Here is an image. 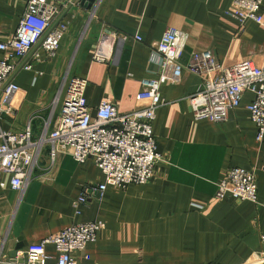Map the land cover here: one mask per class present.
<instances>
[{"label":"crops","instance_id":"crops-1","mask_svg":"<svg viewBox=\"0 0 264 264\" xmlns=\"http://www.w3.org/2000/svg\"><path fill=\"white\" fill-rule=\"evenodd\" d=\"M28 0H0V41L11 39ZM66 5L60 20L68 26L56 56L41 49L32 69L17 74L20 92L14 112L0 120L3 130L21 132L33 115L34 135L67 77L87 79L86 98L93 111L103 99L122 113L146 107L138 100L141 80L156 77L159 61L152 43L169 27L188 35L183 56L167 64L154 133L159 162L156 176L125 188L108 185L102 198L93 187L106 180L93 158L76 161L60 153L49 169L48 148L25 189H14L13 174L0 170V256L14 261L31 244L71 225L103 221L95 241L79 254V264H249L264 256V137L250 118L247 91L225 122L197 120L191 97L207 75L192 72L193 55L211 51L223 67L246 59H264V25L245 23L228 11L232 0H46ZM63 7V6H62ZM264 16V1L260 10ZM106 30L109 62L94 59ZM140 34L143 41L135 40ZM5 53L0 51V59ZM221 74L216 70L214 75ZM5 94L0 92V106ZM232 168L254 170L259 201L216 197L218 184ZM83 192L88 201L76 206ZM48 264H57L47 244ZM5 264V263H4Z\"/></svg>","mask_w":264,"mask_h":264},{"label":"built area","instance_id":"built-area-1","mask_svg":"<svg viewBox=\"0 0 264 264\" xmlns=\"http://www.w3.org/2000/svg\"><path fill=\"white\" fill-rule=\"evenodd\" d=\"M232 1L228 12L240 23L252 19L264 25V16L260 12L264 0ZM62 6L46 0H28L14 36L0 41V51L5 53L0 59V92L5 94L0 106V120L3 115L14 112L11 103L20 92L19 71L32 69L34 61L40 59L41 49L51 57L59 51L68 28L60 20V13L66 5ZM110 37H116V33L106 30L94 55L95 60H111L105 44ZM134 38L143 41L140 34ZM187 40L185 32L169 27L158 41L152 43V54L159 61L160 72L156 77L141 80L142 88L137 99L148 100L146 107L122 113L113 100L106 98L93 111L85 94L87 79L72 76L64 80L37 137L33 125L39 114L33 115L21 132L6 131L0 125V170L13 174L12 187L26 188L46 148L51 159L49 169L60 153L70 154L80 163L93 158L106 176L104 183L93 187L99 198L103 197L108 185L125 188L132 183L144 184L153 180L158 163L167 162L157 150L153 127L157 110L166 104L161 92L162 80L167 64L183 56ZM189 67L192 72L207 75L202 88L191 97L195 119L227 121L230 111L236 109L244 94L250 91L254 95L248 105L250 118L257 126L258 139H263L264 59L260 64L246 59L223 67L207 50L194 54ZM216 70H221V74L214 75ZM258 194L255 171L232 168L219 182L216 197L222 199L230 195L240 201L258 202ZM87 201V193L83 192L75 204ZM104 226L100 220L71 225L40 243L29 245L14 261L5 262L0 256V264H48L47 244L55 245L57 264H79V254L89 242L99 237ZM249 264H264V256Z\"/></svg>","mask_w":264,"mask_h":264},{"label":"water","instance_id":"water-1","mask_svg":"<svg viewBox=\"0 0 264 264\" xmlns=\"http://www.w3.org/2000/svg\"><path fill=\"white\" fill-rule=\"evenodd\" d=\"M96 0H84V4H87V6L92 7Z\"/></svg>","mask_w":264,"mask_h":264}]
</instances>
